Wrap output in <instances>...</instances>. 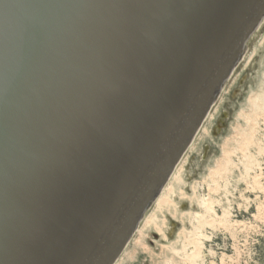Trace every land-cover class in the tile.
Here are the masks:
<instances>
[{
    "label": "water",
    "instance_id": "water-1",
    "mask_svg": "<svg viewBox=\"0 0 264 264\" xmlns=\"http://www.w3.org/2000/svg\"><path fill=\"white\" fill-rule=\"evenodd\" d=\"M264 0H0V264H114Z\"/></svg>",
    "mask_w": 264,
    "mask_h": 264
},
{
    "label": "rangeland",
    "instance_id": "rangeland-1",
    "mask_svg": "<svg viewBox=\"0 0 264 264\" xmlns=\"http://www.w3.org/2000/svg\"><path fill=\"white\" fill-rule=\"evenodd\" d=\"M178 163L115 264H264V20Z\"/></svg>",
    "mask_w": 264,
    "mask_h": 264
},
{
    "label": "bare ground",
    "instance_id": "bare-ground-1",
    "mask_svg": "<svg viewBox=\"0 0 264 264\" xmlns=\"http://www.w3.org/2000/svg\"><path fill=\"white\" fill-rule=\"evenodd\" d=\"M263 20H264V19H263ZM263 20H262V21H263ZM262 21L260 22V24L262 23ZM260 24H259V25H260ZM259 25H258V27H259ZM258 27H257V28H258ZM257 28L255 29V31L257 30ZM255 31H254V32H255ZM254 32H253V33H254ZM246 42H247V41H246ZM245 44H246V43H245ZM200 127H201V126H200ZM198 130H199V129H198ZM189 146H190V145H189ZM189 146H188V148H189ZM188 148H187V149H188ZM187 149H186V151H187ZM184 153H185V152H184ZM178 164H179V163H178ZM176 166H177V165H176ZM176 166H175V168H176ZM175 168H174V170H175ZM174 170H173V172H174ZM173 172H172V174H173ZM172 174L170 175V177L172 176ZM122 253H123V252H122ZM114 264H115V263H114Z\"/></svg>",
    "mask_w": 264,
    "mask_h": 264
}]
</instances>
